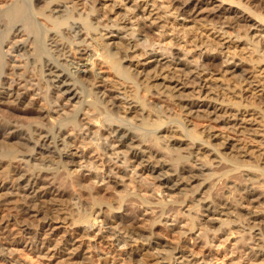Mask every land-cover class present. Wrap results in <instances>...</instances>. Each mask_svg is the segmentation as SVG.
I'll return each instance as SVG.
<instances>
[{
  "label": "bare ground",
  "instance_id": "1",
  "mask_svg": "<svg viewBox=\"0 0 264 264\" xmlns=\"http://www.w3.org/2000/svg\"><path fill=\"white\" fill-rule=\"evenodd\" d=\"M260 6L0 0V264H264Z\"/></svg>",
  "mask_w": 264,
  "mask_h": 264
},
{
  "label": "rangeland",
  "instance_id": "2",
  "mask_svg": "<svg viewBox=\"0 0 264 264\" xmlns=\"http://www.w3.org/2000/svg\"><path fill=\"white\" fill-rule=\"evenodd\" d=\"M261 7V6H260ZM259 7V8H260ZM264 9V6H262L260 9H259V11H264L263 10ZM147 31H149V34L153 37L156 33L155 32H157V30H149V29H147ZM146 32V31H145ZM244 51H245V49H244ZM103 65H101V68H102V70L104 71V72H106V74L108 75V76H110V77H112L113 76V72L109 69V68H107V67H102ZM260 98V100H264V99H262V97H259ZM152 99H155V100H157L158 98L157 97H155V98H152ZM259 99L257 100L256 99V102H259L260 101ZM262 101H260L261 103H259V104H261L262 105V103L264 102H262ZM174 106V105H173ZM175 107V106H174ZM175 108H177V107H175ZM8 109H10L9 107H7V106H5V105H0V112L1 113H4V115H6V113L8 114L9 112L8 111H14L13 112V114H14V116H18V115H24L25 113H23L22 111H20L19 109H14V110H12V109H10V110H8ZM1 110H3V111H1ZM5 110V111H4ZM7 110V111H6ZM26 115V114H25ZM191 119H192V122L197 126V128H202V127H204L205 125H207L208 123H212L213 125H215L216 127H217V129L218 130H221L222 129V126L219 124V123H217V122H210L209 120H206V119H202V118H194V117H191ZM223 130V129H222ZM257 143V142H256ZM63 185H64V187H63V189H65V191H66V195L64 196V198L63 199H65L66 201H64V202H67L68 203V199H70L69 197H70V193L72 192V187L70 186V185H68V183L67 182H64L63 181ZM71 188V189H70ZM71 191V192H70ZM63 202V201H62ZM132 209V207L129 205V204H126L125 205V212H129V211H131L130 209ZM7 209H2L0 212H1V214H3V213H7V212H9L8 210L6 211ZM119 210H117L116 212H117V215H119V214H121V212H122V210H121V212L119 211ZM33 219V220H32ZM36 218H32L31 217V225H32V227L33 228H36V229H34L33 230V234H35L36 232H37V230L39 229V227L37 228L36 226H37V224L39 225L40 223L39 222H37L38 220L36 219ZM36 225V226H35ZM44 225H45V228H48V224L46 225L45 223H44ZM61 227L57 230V232H58V235H55V237H59V236H62V234H68V236L69 237H74V236H76V232H75V230L73 229V230H69V228L67 227L68 226V224H66V223H61V224H59ZM174 228V229H173ZM177 227L176 226H173V225H171L170 226V228H162L160 231H161V233L165 236V238L167 237L169 240H171V241H178V239H179V235H178V232H176L177 231ZM36 230V231H35ZM67 231V232H66ZM178 235V236H177ZM79 238V237H78ZM4 239H1V242H6V239H5V241H3ZM25 240V241H24ZM80 240L83 242V244L85 243V245L88 243V241H87V239H85V238H83L82 237V239L80 238ZM27 241H29V240H26V239H22V242L21 243H17V244H12V245H14V247H16V249H17V253L19 254V255H21L22 256V258H24L25 257V259L27 258L28 260L30 259V260H35V263H38V264H66V262H70L71 264H75V262L73 263L72 262V259H69V258H66V257H69V256H67L66 255V257L65 256H62L63 258H66L65 260H63V262L61 261L63 258L61 257H58V256H60L61 254L60 253H56L55 255H53V251L54 250H47V249H45L44 248V251H43V248L42 249H39V247H37V246H33V245H31V244H29ZM100 241V240H99ZM101 244H103V242H100ZM185 243L187 244V245H189V246H191V247H195L196 249H199L200 247L199 246H197V244L195 243H193V240L190 242V239L189 238H185ZM100 244V247L103 249V250H108V245L107 244H104V245H101ZM41 246V245H40ZM20 250V251H19ZM42 250V251H41ZM48 253H46V252ZM50 251V252H49ZM53 255V256H52ZM38 261H37V260ZM60 260V261H59ZM69 260V261H68ZM71 260V261H70ZM37 261V262H36ZM59 261V262H58ZM69 263V264H70ZM91 264H95V262H90ZM90 263H78V262H76V264H90ZM68 264V263H67Z\"/></svg>",
  "mask_w": 264,
  "mask_h": 264
}]
</instances>
